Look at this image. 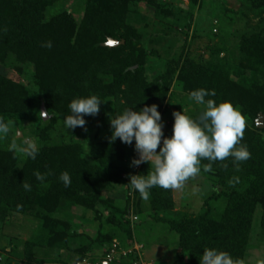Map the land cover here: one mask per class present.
<instances>
[{"label": "trees", "instance_id": "16d2710c", "mask_svg": "<svg viewBox=\"0 0 264 264\" xmlns=\"http://www.w3.org/2000/svg\"><path fill=\"white\" fill-rule=\"evenodd\" d=\"M60 1L0 0V66L12 69L25 81H14L0 73V120L16 129L36 117L40 126L35 159L22 151L21 141H13L15 149L0 148V228L19 215L29 216L38 224L39 233L24 244V260L31 264H39L33 255L37 247L56 248L60 257L71 249V240L86 238L92 242L91 247H83L86 252L109 245L117 232L121 241L130 240L139 221L133 225L129 216L139 219L141 195L132 189L130 199L131 187L123 185L136 173L131 165L138 156L135 142L127 145L119 138L115 142L93 138V116L84 117L83 128L70 130L67 143L52 142L50 131L55 123H64L74 98L96 95L103 102L98 114L104 115L110 102L115 116L126 108L137 111L165 102L176 82L187 97L194 90L214 91L215 96L206 99L229 101L241 112L250 125L239 143L247 146L251 158L240 162L238 168L232 157L200 161L199 172L215 184L203 199L200 213L176 211L172 189L160 187L149 190V211L156 222L177 236L174 264H199L204 248L228 252L237 264H244L257 208L264 234V130L255 123L259 114L264 115L263 32L241 37L234 70L203 57H185L148 81V51L129 15L145 4L156 17L166 18L171 15L167 5L154 0H84L77 22L72 11L53 10ZM185 1L191 7L199 3ZM248 2L264 15V0ZM109 39L123 44L107 47ZM48 41L50 49L42 46ZM41 105L48 112L45 121ZM172 128L166 127L165 137H171ZM209 165L211 170H207ZM37 172L46 178L38 180ZM63 172L70 176L67 187L59 178ZM147 173L141 168L136 174ZM25 183L30 191L24 189ZM121 191L125 198H119ZM67 207L80 208L89 216V225L96 228L93 238L83 225L73 227ZM81 252L78 249L76 254L81 257Z\"/></svg>", "mask_w": 264, "mask_h": 264}, {"label": "rangeland", "instance_id": "374dc122", "mask_svg": "<svg viewBox=\"0 0 264 264\" xmlns=\"http://www.w3.org/2000/svg\"><path fill=\"white\" fill-rule=\"evenodd\" d=\"M154 1L167 5L166 8L171 15L166 18L156 17L153 9L145 4H141L136 12L129 15V22L142 34L144 38L142 45L148 51L146 63V79L148 81L164 73L169 64L175 66L180 58L185 57H203L205 61L212 64L222 63L234 70L236 64L233 61L239 58L241 37L256 32H263L264 36V15L253 10L248 4V0H199L195 7H191L185 0ZM83 8L84 0H61L53 10H70L78 22L82 17ZM0 73L14 81L25 84L23 77H19L12 69H3L0 66ZM231 77L234 79L233 75ZM170 95L171 97H167L165 102L157 104L162 118L161 122L164 125L162 129L164 133L166 127L174 124L173 112H182L184 108L187 110V115L194 117L200 115L202 111V106L195 104L181 92L176 82L171 86ZM139 110L137 109V111ZM112 116V106L108 102L104 115L97 114L94 117L93 138L97 140L110 138V117ZM35 118L30 123H24L20 128L14 129L12 125H9V133L0 135V148L10 147L14 140L21 141L22 149L29 147L30 144H35L38 147L39 141L35 138L40 126ZM248 125L250 124L246 120V127ZM261 125L262 127L259 129L264 130V119ZM70 130L65 128L64 123H55L52 131H50L51 141L67 143ZM138 158L139 156L136 159ZM138 168H144L147 172L152 170L151 164L147 162L140 164ZM136 173L134 175H137ZM214 185L211 178L200 172L189 177L181 188L172 189L175 210L189 215L200 213L202 201L214 190ZM119 188H117L118 191H120ZM116 192L117 190L113 193ZM132 196L129 198L133 199ZM123 197L125 198L124 193L119 195V198ZM140 207V220L136 221L139 223L133 230L132 238L121 241L118 236L120 232H117L112 242L117 241L124 250H132L134 245L141 246L140 255L142 259L141 261H138V258L134 260L136 254H127L122 258H116L114 264L149 262L152 264H174L178 253L177 236L170 232L163 223L155 221L153 214L149 211L148 201L142 197ZM67 208L70 210L73 227L83 225L85 233L93 238L96 228L89 225L91 222L89 216H86L80 208ZM260 215L261 211L257 208L253 218L248 249L243 259L244 264H264V234L260 228ZM110 231L107 230V232ZM38 233V224L31 217L14 216L8 225L0 228V264L3 262L7 264H31L24 260V244ZM70 242L72 247L62 252L63 256L59 257L56 248L45 249L41 247L34 248L33 255L39 264H83L84 260H86V264L101 263L106 250L112 243L86 252L83 247H91L92 245L88 239L80 238ZM152 245L155 247L152 248ZM78 249L82 251L81 257L76 254ZM77 257L79 258L76 260Z\"/></svg>", "mask_w": 264, "mask_h": 264}, {"label": "clouds", "instance_id": "9594fccd", "mask_svg": "<svg viewBox=\"0 0 264 264\" xmlns=\"http://www.w3.org/2000/svg\"><path fill=\"white\" fill-rule=\"evenodd\" d=\"M42 46L50 49L52 44L48 41ZM209 96H215V92L199 89L189 93V99L202 106L201 114L198 119H193L187 115L184 108L182 112H173L174 124L170 138L164 136L161 114L155 104L145 105L139 111H134L133 107L126 108L122 114L110 117V141L115 142L119 138L127 145H132L134 141L139 158L133 159L131 165L138 167L147 162L152 167L147 175H129V183L123 185L124 188L131 187L147 200L149 190L154 187L181 188L189 177L198 174L202 159L223 161L232 157L238 168L240 162L251 158L247 146L239 143L246 127L245 117L231 102L217 103L212 99H206ZM102 103L96 95L74 98L68 105L70 114L65 117V128H83L86 125L84 117H95L100 112ZM41 113L48 117V112ZM9 131V124L0 120V135L8 134ZM11 147L15 149L17 145L13 143ZM22 151L32 159L38 154L35 144H30ZM207 170H211L210 165ZM36 176L41 181L46 178L38 172ZM59 178L66 187L69 186L70 176L67 172L61 173ZM23 187L26 191L31 190L29 184L25 183ZM199 264L237 262L228 252L204 248Z\"/></svg>", "mask_w": 264, "mask_h": 264}, {"label": "built area", "instance_id": "2783aa9c", "mask_svg": "<svg viewBox=\"0 0 264 264\" xmlns=\"http://www.w3.org/2000/svg\"><path fill=\"white\" fill-rule=\"evenodd\" d=\"M140 168L135 167L134 171L137 172ZM129 196L132 195V189L130 190ZM129 220L130 222L133 224L135 223L138 218L136 217V215H131L129 216ZM140 250H141V246L137 247L136 245H134L132 250H124L117 241H113V243L111 244L110 248L108 249V251L106 252V254L104 255L103 259H102V263L103 264H112L116 261V258H121L122 256H126L127 254H136V259L138 261H141V255H140ZM141 263V262H140ZM81 264V263H79ZM83 264H86V260L83 261ZM93 264H101L98 262H95ZM142 264H152V263H142Z\"/></svg>", "mask_w": 264, "mask_h": 264}, {"label": "water", "instance_id": "95a60500", "mask_svg": "<svg viewBox=\"0 0 264 264\" xmlns=\"http://www.w3.org/2000/svg\"><path fill=\"white\" fill-rule=\"evenodd\" d=\"M119 44H123V42H116V41H113V40L109 39L105 45H106L107 47H116V46H118ZM40 111H41V112H46V110H45V108H44L43 105H41ZM41 116H42V119H43L44 121L47 120V119L49 118V117H44V114H42V113H41ZM47 116H48V114H47ZM263 119H264V116L261 115V114H259V115H258V118H257V120H256V127H257V128H261V127H262L261 124H262V122H263Z\"/></svg>", "mask_w": 264, "mask_h": 264}, {"label": "crops", "instance_id": "0c3cea01", "mask_svg": "<svg viewBox=\"0 0 264 264\" xmlns=\"http://www.w3.org/2000/svg\"><path fill=\"white\" fill-rule=\"evenodd\" d=\"M155 247V245H152V248H154Z\"/></svg>", "mask_w": 264, "mask_h": 264}]
</instances>
